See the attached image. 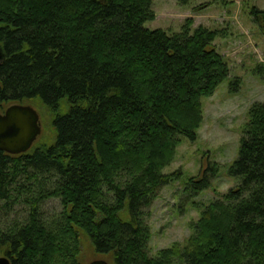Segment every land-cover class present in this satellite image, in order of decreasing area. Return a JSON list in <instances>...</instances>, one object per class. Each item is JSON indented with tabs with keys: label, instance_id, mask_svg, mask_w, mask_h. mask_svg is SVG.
Returning a JSON list of instances; mask_svg holds the SVG:
<instances>
[{
	"label": "trees",
	"instance_id": "obj_1",
	"mask_svg": "<svg viewBox=\"0 0 264 264\" xmlns=\"http://www.w3.org/2000/svg\"><path fill=\"white\" fill-rule=\"evenodd\" d=\"M152 5L0 0V105L39 103L54 131L26 154L0 152V257L12 264H80L83 240L113 264H264V103L250 108L228 171L236 187L204 207L184 247L149 253L147 209L181 175L163 171L230 75L217 31L192 20L176 34L149 30ZM216 176L189 178L188 192ZM51 199L62 210L49 218Z\"/></svg>",
	"mask_w": 264,
	"mask_h": 264
},
{
	"label": "rangeland",
	"instance_id": "obj_2",
	"mask_svg": "<svg viewBox=\"0 0 264 264\" xmlns=\"http://www.w3.org/2000/svg\"><path fill=\"white\" fill-rule=\"evenodd\" d=\"M152 2L155 19L146 23L145 28L176 34L188 20H192L194 30L204 27L217 31L219 36L213 47L224 57L230 69L229 78L214 95L202 100L204 122L197 132V139L192 142L183 139L174 162L163 171L166 175L179 172L180 177L164 187L147 209L151 234L149 253L154 257L176 245L184 247L195 234L194 226L204 207L237 185L228 171L237 159L250 108L264 103V24L261 17L258 19L252 15L255 10L264 13V0ZM236 79H240V85L236 84ZM235 90L237 92L233 93ZM7 107L0 105V113ZM33 107L39 113L42 128L37 144L51 143L54 131L49 115L39 103H34ZM210 167L217 170L211 188L192 197L188 192V179L202 175ZM61 210L60 200L51 199L44 203L41 213L52 218ZM21 211L22 208L17 209V212ZM83 242L80 264L95 261L113 264L110 255L97 254L87 241Z\"/></svg>",
	"mask_w": 264,
	"mask_h": 264
},
{
	"label": "water",
	"instance_id": "obj_3",
	"mask_svg": "<svg viewBox=\"0 0 264 264\" xmlns=\"http://www.w3.org/2000/svg\"><path fill=\"white\" fill-rule=\"evenodd\" d=\"M4 54L0 47V61ZM42 133L40 116L33 107L16 104L0 113V152L11 156L26 154ZM0 264H12L6 257H0ZM91 264H107L95 261Z\"/></svg>",
	"mask_w": 264,
	"mask_h": 264
},
{
	"label": "flooded vegetation",
	"instance_id": "obj_4",
	"mask_svg": "<svg viewBox=\"0 0 264 264\" xmlns=\"http://www.w3.org/2000/svg\"><path fill=\"white\" fill-rule=\"evenodd\" d=\"M2 61H0V64H1Z\"/></svg>",
	"mask_w": 264,
	"mask_h": 264
}]
</instances>
